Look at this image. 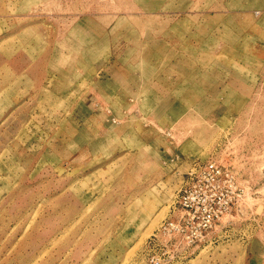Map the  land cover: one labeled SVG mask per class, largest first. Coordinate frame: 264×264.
<instances>
[{
    "label": "rangeland",
    "instance_id": "obj_1",
    "mask_svg": "<svg viewBox=\"0 0 264 264\" xmlns=\"http://www.w3.org/2000/svg\"><path fill=\"white\" fill-rule=\"evenodd\" d=\"M13 2L48 41L0 118V264H264V0ZM209 160L232 206L184 252Z\"/></svg>",
    "mask_w": 264,
    "mask_h": 264
},
{
    "label": "built area",
    "instance_id": "obj_2",
    "mask_svg": "<svg viewBox=\"0 0 264 264\" xmlns=\"http://www.w3.org/2000/svg\"><path fill=\"white\" fill-rule=\"evenodd\" d=\"M235 185L234 174L217 161L191 164L176 199L183 218L163 223L165 232L179 237L175 246L184 243L182 249L186 252L204 238L215 221L231 208L233 197L228 191Z\"/></svg>",
    "mask_w": 264,
    "mask_h": 264
},
{
    "label": "crops",
    "instance_id": "obj_3",
    "mask_svg": "<svg viewBox=\"0 0 264 264\" xmlns=\"http://www.w3.org/2000/svg\"><path fill=\"white\" fill-rule=\"evenodd\" d=\"M6 1L10 3L12 0ZM13 1V5H20L23 0ZM14 7L16 9L13 7L8 9V6L3 4L0 6V27L2 30V34H0V118L6 111L19 104L24 93H32V88L36 86V83L32 77L26 79L24 68L19 66V63H32L33 53L31 52V54L28 49L46 46L48 41L40 31L41 20L33 19L40 14V11L23 12L22 9L18 10L17 6ZM61 43L63 47V41L59 40V46ZM2 95L6 97L3 99Z\"/></svg>",
    "mask_w": 264,
    "mask_h": 264
}]
</instances>
